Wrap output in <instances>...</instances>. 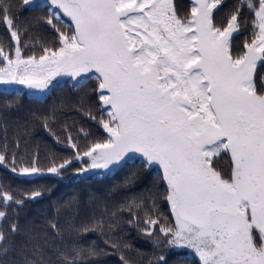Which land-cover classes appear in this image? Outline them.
I'll list each match as a JSON object with an SVG mask.
<instances>
[{"label":"snow or ice","instance_id":"snow-or-ice-1","mask_svg":"<svg viewBox=\"0 0 264 264\" xmlns=\"http://www.w3.org/2000/svg\"><path fill=\"white\" fill-rule=\"evenodd\" d=\"M0 26V167L26 182H0V264H264V0H0ZM65 77L76 99L21 103ZM121 173L21 222L36 181Z\"/></svg>","mask_w":264,"mask_h":264},{"label":"trees","instance_id":"trees-1","mask_svg":"<svg viewBox=\"0 0 264 264\" xmlns=\"http://www.w3.org/2000/svg\"><path fill=\"white\" fill-rule=\"evenodd\" d=\"M188 2V0H184ZM229 4L235 3L236 0H229L227 1ZM3 35V28L0 26V36ZM66 81V80H65ZM3 86L0 85V88ZM88 91V90H86ZM77 90L72 87L71 81L63 82L60 87H58L53 94L46 98V102L40 101H31L28 99L27 96H21L20 101L23 105H25L26 109H31L35 111H46L48 107L53 103H59L61 99H69L73 100L77 98ZM14 100L13 95H5L0 93V110L6 101ZM64 119L68 120L69 124L73 121L76 122V127L84 126L85 128H93V125L90 121L86 118L81 117L75 111H67L64 114ZM36 139L39 141V150L41 153V158L43 159L44 156L47 154V151L51 149L52 151L57 152L58 154H66L63 152L62 147L55 143V141L51 138L46 136L43 132H38L36 134ZM124 179L123 173L117 175L113 174L112 178H97L94 180L91 185H84L77 182H68L67 180L64 182L58 181H49V180H40L36 181L35 183L39 184H50L51 188L50 191L45 194L43 200L39 203H35L31 206V209L26 213L25 217H22L21 222H24V219H39L40 213H44L48 216L56 215L57 205L61 200H67L68 198L74 195H80L82 198L86 199V191L96 192L98 195L101 194L97 192V189H102V193L104 195H109L108 190L111 189L115 184L122 183ZM7 181L9 183H17V184H26L23 180H16L13 179L11 174L7 172L4 168L0 167V182ZM120 195L119 193L111 194L109 196V206L111 207L114 204H119ZM89 239L95 240L97 239L95 236L89 237ZM135 246L140 249V251L148 254L145 257L147 260L151 254V248L146 246L144 242L140 239L134 237ZM111 251V250H109ZM181 255H186V253H180ZM176 256H172V260H175ZM102 264H119V257L115 255H109L108 257L101 258Z\"/></svg>","mask_w":264,"mask_h":264},{"label":"rangeland","instance_id":"rangeland-1","mask_svg":"<svg viewBox=\"0 0 264 264\" xmlns=\"http://www.w3.org/2000/svg\"><path fill=\"white\" fill-rule=\"evenodd\" d=\"M227 1H229V0H227ZM185 2V1H184ZM64 80H66V81H70V79L69 78H67V77H65L64 78ZM94 84V81H90V83H89V87H88V91L90 92V89H91V87H92V85ZM19 87H23V86H19ZM78 96V95H77ZM106 134V133H105Z\"/></svg>","mask_w":264,"mask_h":264}]
</instances>
